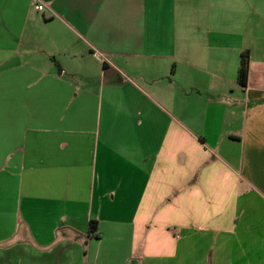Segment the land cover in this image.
Masks as SVG:
<instances>
[{"label": "crops", "instance_id": "1", "mask_svg": "<svg viewBox=\"0 0 264 264\" xmlns=\"http://www.w3.org/2000/svg\"><path fill=\"white\" fill-rule=\"evenodd\" d=\"M263 11L0 0V264H264Z\"/></svg>", "mask_w": 264, "mask_h": 264}, {"label": "rangeland", "instance_id": "2", "mask_svg": "<svg viewBox=\"0 0 264 264\" xmlns=\"http://www.w3.org/2000/svg\"><path fill=\"white\" fill-rule=\"evenodd\" d=\"M37 3H40V2H38V1H36ZM253 2V1H252ZM255 2V1H254ZM40 4H42V3H40ZM43 5V4H42ZM43 7H44V5H43ZM39 11V10H38ZM263 13H264V11H263ZM260 22H261V26L260 25H258V24H256V27H257V30H258V28L259 27H261V30H260V34L261 35H263L264 36V14H263V18L260 20ZM245 33H247V31H245ZM106 241H108V239H106ZM105 241V242H106ZM105 244V243H104ZM106 245V247H102L101 249L98 247L97 249H96V247H93V248H90V251L92 252V253H94V252H96L97 250V252H99V256H100V258L101 257H103V255L104 254H106V256H108V257H110L111 256V258H113L112 256L114 255V254H111V250H110V248H109V243L108 244H105ZM87 250H88V248H86ZM128 249V246L125 244V247L124 248H122V250H121V253H120V255L116 258L119 262H116V263H113V264H131V263H133V262H135V257L133 256V255H129L130 254V252H129V250H127ZM86 250V251H87ZM117 252L119 251V250H116ZM104 252V253H103ZM128 257V258H127ZM126 259V260H125ZM92 264H103L104 262L103 261H100L99 263H94V262H91Z\"/></svg>", "mask_w": 264, "mask_h": 264}, {"label": "trees", "instance_id": "3", "mask_svg": "<svg viewBox=\"0 0 264 264\" xmlns=\"http://www.w3.org/2000/svg\"><path fill=\"white\" fill-rule=\"evenodd\" d=\"M248 63H249V53L247 50L240 53V60L237 70V82L240 86L246 85L247 75H248ZM97 221L90 220L88 223V235L91 237L98 238L99 234L97 232Z\"/></svg>", "mask_w": 264, "mask_h": 264}, {"label": "built area", "instance_id": "4", "mask_svg": "<svg viewBox=\"0 0 264 264\" xmlns=\"http://www.w3.org/2000/svg\"><path fill=\"white\" fill-rule=\"evenodd\" d=\"M34 7H35V9H37V10H42L44 7H43V5L42 4H40V3H35V5H34Z\"/></svg>", "mask_w": 264, "mask_h": 264}]
</instances>
